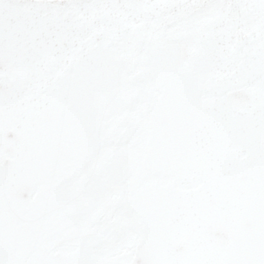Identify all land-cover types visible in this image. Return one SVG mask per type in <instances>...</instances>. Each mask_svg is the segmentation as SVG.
I'll return each instance as SVG.
<instances>
[{
  "label": "snow or ice",
  "instance_id": "6c2138e0",
  "mask_svg": "<svg viewBox=\"0 0 264 264\" xmlns=\"http://www.w3.org/2000/svg\"><path fill=\"white\" fill-rule=\"evenodd\" d=\"M0 264H264V0H0Z\"/></svg>",
  "mask_w": 264,
  "mask_h": 264
}]
</instances>
